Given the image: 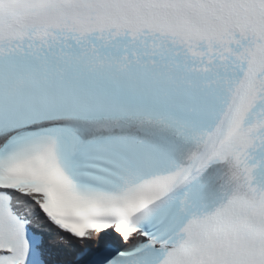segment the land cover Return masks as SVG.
Returning <instances> with one entry per match:
<instances>
[{
	"label": "snow or ice",
	"instance_id": "1",
	"mask_svg": "<svg viewBox=\"0 0 264 264\" xmlns=\"http://www.w3.org/2000/svg\"><path fill=\"white\" fill-rule=\"evenodd\" d=\"M0 264H264V0H0Z\"/></svg>",
	"mask_w": 264,
	"mask_h": 264
}]
</instances>
